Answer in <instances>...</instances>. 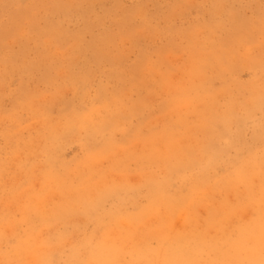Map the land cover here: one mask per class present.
I'll return each instance as SVG.
<instances>
[{
    "label": "rangeland",
    "instance_id": "1",
    "mask_svg": "<svg viewBox=\"0 0 264 264\" xmlns=\"http://www.w3.org/2000/svg\"><path fill=\"white\" fill-rule=\"evenodd\" d=\"M262 249L264 0H0V264Z\"/></svg>",
    "mask_w": 264,
    "mask_h": 264
},
{
    "label": "snow or ice",
    "instance_id": "2",
    "mask_svg": "<svg viewBox=\"0 0 264 264\" xmlns=\"http://www.w3.org/2000/svg\"><path fill=\"white\" fill-rule=\"evenodd\" d=\"M262 250H264V249H262ZM262 264H264V262H262Z\"/></svg>",
    "mask_w": 264,
    "mask_h": 264
}]
</instances>
